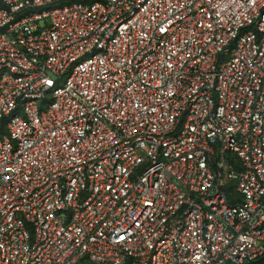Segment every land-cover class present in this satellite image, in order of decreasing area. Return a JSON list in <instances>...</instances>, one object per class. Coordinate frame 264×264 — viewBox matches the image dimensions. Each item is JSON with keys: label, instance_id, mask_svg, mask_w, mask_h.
<instances>
[{"label": "built area", "instance_id": "2783aa9c", "mask_svg": "<svg viewBox=\"0 0 264 264\" xmlns=\"http://www.w3.org/2000/svg\"><path fill=\"white\" fill-rule=\"evenodd\" d=\"M0 264H264V0H0Z\"/></svg>", "mask_w": 264, "mask_h": 264}]
</instances>
